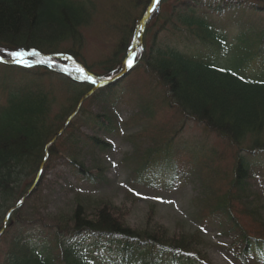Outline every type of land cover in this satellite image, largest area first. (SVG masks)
Here are the masks:
<instances>
[{"label":"trees","instance_id":"obj_1","mask_svg":"<svg viewBox=\"0 0 264 264\" xmlns=\"http://www.w3.org/2000/svg\"><path fill=\"white\" fill-rule=\"evenodd\" d=\"M150 1L0 0V54H68L88 72L109 76ZM88 27L108 38L93 64L80 54ZM89 90L42 67L0 64V231L32 186L45 146ZM126 95L131 113L122 126L144 125L122 137L132 145L123 162L134 183L148 182L157 168L175 170L168 148L185 122L224 141L232 153L221 171L216 162L223 153L189 152L184 175L199 187L193 232L171 233L151 216L144 227H132L111 202L78 192L67 214L51 224L39 219L47 205L45 175L57 160L90 186L106 182L105 169L88 168L85 158L110 149L97 135L120 130L118 106ZM258 158L264 167V0H161L130 73L89 97L49 148L37 188L13 210L0 237V264H211L200 244L213 225L230 237L241 264H264L262 200L249 186Z\"/></svg>","mask_w":264,"mask_h":264},{"label":"rangeland","instance_id":"obj_2","mask_svg":"<svg viewBox=\"0 0 264 264\" xmlns=\"http://www.w3.org/2000/svg\"><path fill=\"white\" fill-rule=\"evenodd\" d=\"M87 29L84 47L82 51L80 50V54L89 64H93L106 51L108 38L105 36L107 35L106 32L102 30H98L97 32L100 34H97L91 27ZM66 69L64 66V70ZM65 72L69 71L66 70ZM130 98L132 97L126 95L122 100L124 102L118 106L116 119L119 125L126 122L130 116L131 108L125 104ZM140 127H133L126 134L135 133L140 130L138 129ZM181 127L176 136L172 137L173 141L175 140L172 154L181 170L177 172L182 177H178L169 185H166L165 176H160L155 185L135 184L131 181L130 165L122 161L125 156L132 153V145L118 137L99 135L111 145L112 149L101 154L96 152L94 157L85 158V162L88 168L94 167L95 163L96 165L100 164L105 169L103 177L106 182L90 186L83 183L78 177L75 178L69 169L63 165V159L57 161V166L48 172L42 186L47 205H44L39 211V219L46 224H51L57 216L67 214L71 210L74 202V191L67 186L70 184L83 197L104 199L120 208L125 214L127 223L132 227H144L149 220L148 216H151L154 224L166 227L171 233L178 231L193 232L197 228V223L193 216L195 205L192 199L197 194L199 187L198 180L194 176L191 179L190 177H183L182 172L186 168L183 163L188 162L190 158L189 150L194 147L197 151L200 147H204L206 150L210 149L223 153L219 157V162H216L221 171L227 169V164L232 161V156L224 144L219 142L220 140L218 141L215 136L204 132L201 127L190 122L183 123ZM87 134L91 135L92 133L87 130ZM255 175L260 176L252 179L249 186L251 190L257 191L261 195L262 216L264 218V172L257 168ZM222 183L224 184V181ZM151 207H153L152 213H150ZM88 241L86 240L85 244H89ZM230 242V237L222 235L219 228L211 226V228L205 229L200 248L211 264H240V261L229 249Z\"/></svg>","mask_w":264,"mask_h":264},{"label":"water","instance_id":"obj_3","mask_svg":"<svg viewBox=\"0 0 264 264\" xmlns=\"http://www.w3.org/2000/svg\"><path fill=\"white\" fill-rule=\"evenodd\" d=\"M157 3H158L157 0H153V2L151 3L149 9L147 10L145 16L143 17V19H142V26H143V28H144V25H145L147 19L149 18L150 14L155 9ZM141 35H142V31L140 33V37H141ZM139 44H140V41L136 42L135 47L133 49V53H135V51L137 50ZM133 58H134V54L131 56L132 62H133ZM15 64H18V63L15 62ZM129 70H130V67L128 66V63H127V65L125 66V68L119 74H117L116 76H113L112 78H108V79H95L96 82H97V87L106 86V85H108V84H110V83H112V82H114V81L122 78L124 75H126L128 73ZM70 119L71 118H69L66 121L65 126L70 121ZM64 127L61 129V132L64 130ZM38 179H39V177L37 178V180H36V182H35V184H34L33 187H35V185L37 184Z\"/></svg>","mask_w":264,"mask_h":264},{"label":"snow or ice","instance_id":"obj_4","mask_svg":"<svg viewBox=\"0 0 264 264\" xmlns=\"http://www.w3.org/2000/svg\"><path fill=\"white\" fill-rule=\"evenodd\" d=\"M158 2V0H157ZM8 55H10L13 60L18 63V64H22L24 66H31L25 59V55L26 53H24L23 51H13L8 53ZM29 55H35V53H29ZM128 66L131 67L132 66V59L130 58L128 61ZM85 79L87 80H91V77L89 76H85ZM93 83H95V81H92Z\"/></svg>","mask_w":264,"mask_h":264},{"label":"bare ground","instance_id":"obj_5","mask_svg":"<svg viewBox=\"0 0 264 264\" xmlns=\"http://www.w3.org/2000/svg\"><path fill=\"white\" fill-rule=\"evenodd\" d=\"M133 46L131 47L130 51H132Z\"/></svg>","mask_w":264,"mask_h":264}]
</instances>
